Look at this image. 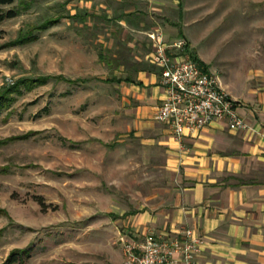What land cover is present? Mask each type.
<instances>
[{
	"label": "rangeland",
	"instance_id": "rangeland-1",
	"mask_svg": "<svg viewBox=\"0 0 264 264\" xmlns=\"http://www.w3.org/2000/svg\"><path fill=\"white\" fill-rule=\"evenodd\" d=\"M10 8L21 14L0 25V90L42 76L87 82L52 80L0 114V264L22 249L31 251L25 264H123L122 239L133 237L126 217L166 184L142 164L128 132L133 106L116 83L126 73L100 62L101 45L157 72L150 35L159 32L167 44L185 40L219 78L264 73V0H15ZM86 12L103 20L83 32L69 16ZM58 17L37 40L10 47Z\"/></svg>",
	"mask_w": 264,
	"mask_h": 264
},
{
	"label": "crops",
	"instance_id": "crops-1",
	"mask_svg": "<svg viewBox=\"0 0 264 264\" xmlns=\"http://www.w3.org/2000/svg\"><path fill=\"white\" fill-rule=\"evenodd\" d=\"M136 80L120 89L123 104L133 106L128 132L140 141L142 164L166 185L126 217L129 241L193 230L202 240L197 264H264V73L220 77L250 130L216 122L182 140L155 120L166 96L158 73L142 71Z\"/></svg>",
	"mask_w": 264,
	"mask_h": 264
},
{
	"label": "built area",
	"instance_id": "built-area-1",
	"mask_svg": "<svg viewBox=\"0 0 264 264\" xmlns=\"http://www.w3.org/2000/svg\"><path fill=\"white\" fill-rule=\"evenodd\" d=\"M152 65L159 69L166 96L155 112V120L182 140L216 122L229 130H250L238 113V103L223 89L218 75L205 71L191 56L185 40L167 44L162 33L150 35ZM124 244L123 264H197L202 240L193 230L176 238H148L143 243Z\"/></svg>",
	"mask_w": 264,
	"mask_h": 264
},
{
	"label": "trees",
	"instance_id": "trees-1",
	"mask_svg": "<svg viewBox=\"0 0 264 264\" xmlns=\"http://www.w3.org/2000/svg\"><path fill=\"white\" fill-rule=\"evenodd\" d=\"M15 3V0H0V25L4 23L6 20H11L18 17L21 12L16 8L7 9V7L12 6ZM133 13L126 14V18L134 17ZM71 20H78L79 23L83 24L82 30L85 32L86 30H90L88 25L89 21L103 20V18L98 17L90 12L86 13H78L73 16H69ZM62 17H58L56 19H48L45 20L42 24L29 28L25 31L20 32L18 38L11 42L9 45L18 46L24 45L30 42L37 40V34L39 32L45 31L51 27L58 25L61 21ZM99 30H96L95 33L91 34L92 36L99 35ZM181 38H184L183 32H180ZM1 48V46H0ZM189 45H187V49ZM192 58L205 70L208 71V67L201 62L196 56L191 54ZM99 60L101 63H105L109 67H114L116 70L122 69L126 76L124 78L117 79L118 84L128 83V84H137L140 85L136 80V75L142 71L152 72L153 70L148 69L145 66L144 62L133 61L130 51L123 48H118L115 50L104 49L101 45V49L98 54ZM159 73V70H157ZM64 81L69 85H82L87 82V80H71L67 79L63 76H42L37 78H22L13 82L11 85L5 86L0 90V114L4 111L10 109L12 105L17 100V96L22 95L24 91H32L37 87L45 86L50 81ZM116 81V80H115ZM4 214L3 211H0V217ZM31 257L30 249H22V250H14L11 252L6 262L3 264H25L26 260Z\"/></svg>",
	"mask_w": 264,
	"mask_h": 264
}]
</instances>
